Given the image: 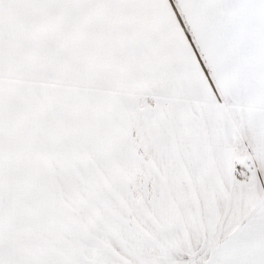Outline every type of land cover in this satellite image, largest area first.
I'll use <instances>...</instances> for the list:
<instances>
[{
	"label": "snow or ice",
	"instance_id": "6c2138e0",
	"mask_svg": "<svg viewBox=\"0 0 264 264\" xmlns=\"http://www.w3.org/2000/svg\"><path fill=\"white\" fill-rule=\"evenodd\" d=\"M0 264H264V0H0Z\"/></svg>",
	"mask_w": 264,
	"mask_h": 264
}]
</instances>
